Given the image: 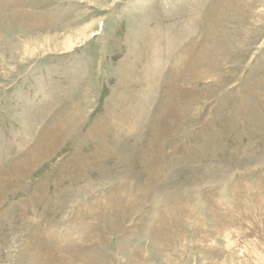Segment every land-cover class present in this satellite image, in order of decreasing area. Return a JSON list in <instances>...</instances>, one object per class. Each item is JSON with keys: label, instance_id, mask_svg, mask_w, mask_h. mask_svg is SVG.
I'll use <instances>...</instances> for the list:
<instances>
[{"label": "rangeland", "instance_id": "1", "mask_svg": "<svg viewBox=\"0 0 264 264\" xmlns=\"http://www.w3.org/2000/svg\"><path fill=\"white\" fill-rule=\"evenodd\" d=\"M0 264H264V0H0Z\"/></svg>", "mask_w": 264, "mask_h": 264}, {"label": "bare ground", "instance_id": "2", "mask_svg": "<svg viewBox=\"0 0 264 264\" xmlns=\"http://www.w3.org/2000/svg\"><path fill=\"white\" fill-rule=\"evenodd\" d=\"M68 50V49H67ZM53 142V141H52ZM46 143V142H45ZM47 145V144H46Z\"/></svg>", "mask_w": 264, "mask_h": 264}]
</instances>
